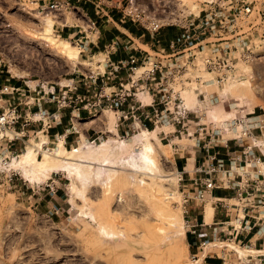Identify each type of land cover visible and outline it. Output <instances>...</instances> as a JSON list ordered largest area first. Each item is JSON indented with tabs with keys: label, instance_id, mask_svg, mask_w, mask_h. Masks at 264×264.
Returning a JSON list of instances; mask_svg holds the SVG:
<instances>
[{
	"label": "rangeland",
	"instance_id": "1",
	"mask_svg": "<svg viewBox=\"0 0 264 264\" xmlns=\"http://www.w3.org/2000/svg\"><path fill=\"white\" fill-rule=\"evenodd\" d=\"M47 1L0 0V90L10 85L25 88L27 84L32 89L37 87V91L43 85L48 88H61L71 84L74 79L78 82L84 75L97 72L90 69L98 66L95 57L103 55L105 60V49L100 43L99 48L93 44L88 48L87 39L81 38L86 34L79 33L82 28L87 32L89 41L97 42L95 32L90 31L92 22L100 30L103 29L104 39L119 36L120 42L130 40L124 45L134 46L139 52L148 51L151 55H154L153 50H157L148 34L138 37L145 33L141 26L134 24L132 20L121 22L123 10L129 0H120L123 2L121 11L110 8V18L103 19L95 13L91 4L72 0L70 8L61 13L47 10L44 7ZM137 1L152 11L158 2ZM159 1L167 8V13L172 14L173 22L172 26L166 27L162 32L164 47L169 41L183 34L184 25L199 15L197 11L201 12L204 8L205 0ZM159 17L163 18L164 14ZM48 18L55 22L51 36L46 34ZM50 37L70 41L79 49V59L70 61L63 54H59ZM122 47L123 45L118 52L123 50ZM12 65L24 77H16L11 72ZM100 65L103 67L104 63ZM242 69L240 72L247 76L240 80L224 84L209 82L203 93L187 88L183 98L195 128L199 123L209 130L218 131L217 140L211 145L219 142L220 147L217 150H221L222 154H225L222 144L229 140L231 151H241L243 146L255 145L256 154L261 155L259 149L264 152V60L248 63ZM144 70H139L135 79ZM204 78L210 81L212 75L205 73ZM115 80L127 83L124 80ZM64 81L66 83H62ZM110 92L111 90H107V93ZM134 92L137 95L131 98L134 99L133 102L129 100L128 103L117 104L120 112L116 105L114 109L102 106L97 110L93 109L92 113L86 110L87 114L75 116L73 108H67L66 117L61 119L65 131L59 134V140L68 131H72L74 133L69 135L65 146L68 149L79 146L81 137L77 133L78 127H83L90 118L99 119L96 126L85 128V134L80 133L83 135L82 142L97 146L114 137L125 141L131 144L125 146L129 150L120 153L117 158L118 162H125L139 149L133 143L132 138L135 135H142L143 131L156 132L159 137L157 148L161 153V157L157 159L158 167L163 174L174 177L176 181V194L173 199L167 201L164 194L160 195L154 189L141 185L140 174L125 170L124 165H118L114 170L94 165L92 171L101 170L102 178L92 181L85 190V198L76 199L77 193L72 191L74 183L65 172L55 168L56 170L47 172L48 174L30 179L26 177L24 167L19 163L29 143L43 141V134H38L42 130L46 135L48 130L51 135L45 149L57 147L59 140L55 138L56 134L53 136L52 128L47 125L44 128L42 124L39 128L30 127L34 132L17 143L10 141L15 135L9 131L10 134L0 137V264H206V254L215 256L207 260L208 263L210 260L222 263L225 259L234 264L239 260L237 255L240 258L255 256L249 252L252 249L255 251L254 248H243L235 242L220 245L226 249L211 248L212 245L202 253L197 249L195 240L187 233V219L182 208L181 192L190 182H178L175 166L178 156L184 154L192 157L198 149L196 141L183 138L169 125L156 128L149 121L142 125L138 121L139 111L136 109L135 118L130 113L129 119L125 120V114L121 111L131 112L130 105L138 107L140 104L137 101L144 97L150 103L154 95L141 94L144 92L142 89ZM186 95H191V102L186 100ZM1 106L4 103H0V115L3 112ZM35 111L37 110L34 109ZM45 121L49 126H53L55 122L50 117L45 118ZM245 124L252 129L255 141L242 136ZM112 127H115L114 134L109 132ZM20 131L21 125L18 124L17 132ZM2 133L0 131V136ZM239 136H242L241 139L231 141ZM37 158L43 159L41 151H38ZM263 166L264 164L261 165L262 171ZM153 178L154 176H147L145 179L147 183H151ZM155 179L161 182L157 176ZM76 185L82 187L79 182ZM224 191L229 198L235 196L233 190ZM212 201L214 203V199ZM208 203L209 200L205 203V208ZM188 209L201 217L200 212L204 208L196 207L192 203ZM80 212H84L83 215ZM169 219L173 224L169 223ZM218 220L217 213L214 221ZM101 228H105L111 237L105 236ZM241 251L246 255H241ZM215 252L218 255L213 254ZM196 254H200V263L195 262Z\"/></svg>",
	"mask_w": 264,
	"mask_h": 264
},
{
	"label": "built area",
	"instance_id": "2",
	"mask_svg": "<svg viewBox=\"0 0 264 264\" xmlns=\"http://www.w3.org/2000/svg\"><path fill=\"white\" fill-rule=\"evenodd\" d=\"M71 1L48 0L44 7L62 13L70 8ZM73 1L91 4L102 19L110 18V8L118 11L123 8L120 0ZM203 4L200 14L184 25L183 34L163 47L162 32L173 25L172 14L167 13V8L159 0L153 11L137 0H129L123 10L122 21L132 20L134 24L141 26L145 34L153 39L157 50H153L154 55L148 51L143 52L140 57L131 54L128 60L113 64L110 63V55L119 50L122 42L113 39L105 46V53L108 55L106 65L111 68L109 75L127 69L131 73L127 83L110 93L98 89V78L106 75L104 70L84 75L78 82L72 80L71 84L61 88L43 85L37 91V87L32 89L28 84L25 88L4 86L0 90V103H4L1 106L3 112L0 115V131L13 133L15 136L11 138L12 142L23 141L27 136L26 130L31 125L42 124L44 128L46 125L53 128L46 124L47 117L54 119V124H61L62 117L67 115V108H73L75 116L82 109L92 113L93 109L97 110L102 106L114 109L116 105L120 112L117 104L128 103L129 100L133 102L134 99L131 98L137 95L134 90L142 89L144 92L141 94H154L150 103L145 102L144 97L137 101L140 104L138 107L130 105L131 112L123 110L121 113L125 114V120L129 119L130 113L135 118L136 109L139 111L138 121L142 125L149 121L156 128L162 125L172 126L183 138L195 140L196 147L203 153L201 164L194 169L190 183L181 192L187 233L195 240L197 249L201 253L211 245V248L226 249L220 245L235 242L241 247L254 248L256 253L252 258H240L232 252L239 259L234 264H264V174L260 171L264 164V152L259 149L261 155H257L255 145L243 146L241 151H231L229 140H226L222 144L225 154H222L221 150H217L219 142L211 145L217 140L218 131L209 130L199 123L195 128L183 98L187 88L203 93L208 83L206 78H202L205 73L213 75L211 81L214 83L224 84L247 76L240 72V66L264 60V0H205ZM163 14V18L159 17ZM80 29L79 33L86 34L81 38L90 43L87 32ZM96 30L98 31L96 23L92 22L90 31ZM142 67L145 70L135 79ZM80 86L87 90L94 89L93 96L79 93ZM42 103H56L57 113L43 109ZM36 105L38 110L34 112ZM18 124L21 125L20 132H17ZM243 127L245 131L242 136L255 141L250 126L245 124ZM2 134L0 137H3ZM67 136L68 134L62 136L65 142ZM242 136L232 138L231 141L241 139ZM55 138L59 140L61 136L56 134ZM185 181V174L178 171V182ZM219 189L233 190L235 196L214 197V192ZM210 198L214 199V209L219 220L214 221V218L212 223L207 224L204 210L205 203ZM192 203L204 208L200 212L201 217L188 209ZM199 255H194L195 262L199 261ZM212 258L215 256L206 254L204 262L207 263ZM219 264L233 263L223 259Z\"/></svg>",
	"mask_w": 264,
	"mask_h": 264
},
{
	"label": "bare ground",
	"instance_id": "3",
	"mask_svg": "<svg viewBox=\"0 0 264 264\" xmlns=\"http://www.w3.org/2000/svg\"><path fill=\"white\" fill-rule=\"evenodd\" d=\"M195 9L197 8L195 7ZM197 13L200 14V12L198 11ZM54 24L55 22L52 19L50 18L47 19L46 34L48 36L52 35V29H53ZM50 38H51L50 40L52 41L55 49L57 50V52H59V54H63L70 61H75L79 59L80 51L70 41L64 40V39L57 40V39H53L52 37ZM95 59H96V63H99V62L104 63L103 55H99L95 57ZM10 67H11L10 68L11 72L14 75L22 77V74L17 70V67L15 65H12ZM242 67L244 66H240L241 71L243 70ZM141 69H145V68L142 67L139 70ZM202 76L201 77L204 78V75ZM235 81L237 80H230L226 83L235 82ZM209 82H213V81L210 80L208 81V83ZM186 97H187L186 100L189 102H191L193 99L191 95H188V96L186 95ZM109 132L111 134L112 133L114 134L115 127H112L111 131ZM141 133L142 135H135L132 138L134 146H139L138 151L136 152L135 155L131 156L125 162H120V161L118 162L117 158L119 157L120 153L123 154L127 151L128 148L126 149L125 146L128 143H126L125 141L122 142L118 138H115V137L97 146H93L86 142H82L80 143L79 146L73 149H68L65 146V141L62 139V140H59L57 147H55L54 149L48 148L47 150L45 149V145L48 144V138L43 137L44 138L43 141H39L38 143L34 141L28 144L24 153L22 154L21 160H19L20 161L19 163L24 167L26 177L30 179H33V177L37 175L51 172L55 168L60 169L61 171L65 172L66 174H68L69 178L74 183L72 187V191L77 193L76 199H79V197L85 198V190L88 188L90 184H92V181L94 179L96 180V179L102 178L100 177L102 176L100 175L101 170L94 172L95 171L94 169V171H92V168L94 165H100L101 168L108 167L113 170L115 168L117 169L118 165H122V167L124 165L125 170L140 174L139 182L141 185H144V186L146 185L154 189L160 195L164 194L167 197L166 200L169 201L170 199H173V197L176 194V191H175L176 189L174 188V186H176V181L174 177L163 174V171L158 167L157 159L161 157V153L157 148L159 137L156 132L151 133L149 131H143ZM7 134H10V133L4 132L2 135H7ZM130 145L128 144L127 146H130ZM38 151H41L43 153L42 160L37 158ZM96 170H98V168ZM260 171L264 174V171L262 170ZM144 176L146 177L154 176V178L152 179L153 181L151 183L148 182L149 183L148 184L145 179L146 177ZM155 176H157L161 182L155 181L156 180ZM111 178L109 179V182L112 181ZM77 182L81 183L82 185L81 188L77 187L76 185ZM211 199L212 198L209 199V203L205 208V222L207 224L212 223L213 217H214V211H215L214 203ZM80 213L83 215L84 212H80ZM169 223L173 224L171 219H169ZM238 224L239 223H237V225ZM101 232L105 236H108V237L110 236V234L106 231L105 228H101ZM183 234L184 232L181 235L183 236ZM249 252L253 255L254 253H256L253 249ZM239 253L241 255H246L244 251H241ZM199 261H197L196 263H199Z\"/></svg>",
	"mask_w": 264,
	"mask_h": 264
},
{
	"label": "crops",
	"instance_id": "4",
	"mask_svg": "<svg viewBox=\"0 0 264 264\" xmlns=\"http://www.w3.org/2000/svg\"><path fill=\"white\" fill-rule=\"evenodd\" d=\"M120 20H121V22H123L122 19H120ZM98 31L96 30L95 33L91 32V33H94L98 37V40H97V42L91 40L90 43H88L86 45L88 48L91 46V44H93L94 46L99 48V43L103 45V48H105V46L107 44H109L113 39H119L120 38L119 36H114V37H112L110 39H104L103 38V34H102L103 29L100 30L98 28ZM145 36H146V34L143 33V34L139 35L138 37H145ZM126 41L122 42V45H123L122 49L123 50H121L120 52L117 51L116 53H113V54L110 55V63L117 64L120 61L128 60L131 54H135L138 57L141 56V54L143 53L142 50H140V52H139L138 48H135L134 46L124 45V43ZM129 41L130 40H128L127 42H129ZM147 46L150 47V45H147ZM150 49H151V47H150ZM104 54L106 56V58L104 60V66L102 67L100 64H102L103 62H100V63H98V66H97L96 69H90V71H104L105 70L106 75L104 77H99L98 78V81H97L98 89H103L106 92H107V90H111V91H115L116 90L117 91L120 88L121 84H126V83L116 82L115 79H119L121 81L122 80L127 81L129 79L130 73H129V71L127 69H123V70H120L119 72L115 73L114 75L110 76L109 73L111 72V68H110L109 65H106V61L108 59V55L105 52H104ZM16 77H20V76H16ZM22 77H24V75H22ZM77 81H79V80H77ZM62 83H66V82L64 81ZM89 91H90V96H93V94L95 92L94 89L87 90V88H85L84 86H80L79 93L85 94V93H88ZM144 101L146 102V100H144ZM42 107H43V109H47L51 113H57V106L56 105L42 103ZM34 108H35V110H38V106L37 105ZM85 111L86 110L82 109L80 111L79 115L81 116V114L82 115L83 114H87V112H85ZM81 119H84V118L81 117ZM99 121H100L99 119L90 118L87 121V123H85L83 125V127H78L77 133L81 137V143H82L81 134L84 133L85 128H88V127H91V126H96L99 123ZM92 122H95V124H91ZM39 126L40 125H31L30 127H34V128L38 127L39 128ZM30 127L26 130V135L30 134L31 132H34V129H31ZM51 131H52L53 136H54L55 134H61L63 131H65V129L62 126V124L60 125L58 123V124H54L53 125V128H52ZM73 133L74 132H72V131H68L67 138H69V135H72ZM38 134H43L44 137H47L48 138V144H49V142H50L49 139L51 137V135L49 134V131H48L47 135L44 132L43 133L39 132ZM80 137H79V139H80ZM62 138L64 139V137H62ZM64 141H65V139H64ZM66 142H65V145H66ZM47 145H45V146H47ZM202 160H203V153L199 149H197L193 153L192 157H186L184 154L181 155V156H178V158L176 159V162H175V166H176L177 171L183 172L185 174V176H187L186 180L189 181V179L193 176L194 169L196 167H198V165L202 162ZM31 183H33V182H31ZM34 183H36V182H34ZM215 194H216L217 198H223V197H227L228 196V194L224 190H220V191L217 190L215 192ZM211 200H213V199H211ZM204 216H205V210H204ZM215 216H216V212L214 211L213 219L215 218ZM200 261H199V263H200ZM210 263L211 264H219L220 262L219 263H214L213 260H210ZM206 264H208V262Z\"/></svg>",
	"mask_w": 264,
	"mask_h": 264
},
{
	"label": "trees",
	"instance_id": "5",
	"mask_svg": "<svg viewBox=\"0 0 264 264\" xmlns=\"http://www.w3.org/2000/svg\"><path fill=\"white\" fill-rule=\"evenodd\" d=\"M188 235H189V234H188ZM189 236H190V235H189ZM213 262H214V263H219V261H215V260H213Z\"/></svg>",
	"mask_w": 264,
	"mask_h": 264
}]
</instances>
